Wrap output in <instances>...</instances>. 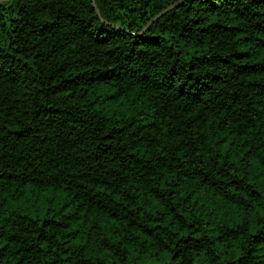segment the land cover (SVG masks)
Listing matches in <instances>:
<instances>
[{"label": "trees", "instance_id": "16d2710c", "mask_svg": "<svg viewBox=\"0 0 264 264\" xmlns=\"http://www.w3.org/2000/svg\"><path fill=\"white\" fill-rule=\"evenodd\" d=\"M0 264H264V0H0Z\"/></svg>", "mask_w": 264, "mask_h": 264}, {"label": "water", "instance_id": "95a60500", "mask_svg": "<svg viewBox=\"0 0 264 264\" xmlns=\"http://www.w3.org/2000/svg\"><path fill=\"white\" fill-rule=\"evenodd\" d=\"M93 4H94V0H92ZM97 10V9H96Z\"/></svg>", "mask_w": 264, "mask_h": 264}]
</instances>
